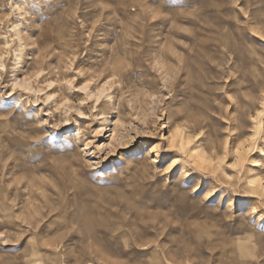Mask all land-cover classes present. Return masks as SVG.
<instances>
[{
	"label": "rangeland",
	"instance_id": "rangeland-1",
	"mask_svg": "<svg viewBox=\"0 0 264 264\" xmlns=\"http://www.w3.org/2000/svg\"><path fill=\"white\" fill-rule=\"evenodd\" d=\"M262 36L264 0H0V264H264Z\"/></svg>",
	"mask_w": 264,
	"mask_h": 264
},
{
	"label": "snow or ice",
	"instance_id": "snow-or-ice-1",
	"mask_svg": "<svg viewBox=\"0 0 264 264\" xmlns=\"http://www.w3.org/2000/svg\"><path fill=\"white\" fill-rule=\"evenodd\" d=\"M261 39L264 40V36H262ZM25 80H27V78H25ZM19 87H22V85H20L19 83L13 85V89H15V88H19ZM105 87H107L106 84H105ZM87 88H88V85L85 84L83 87H80V88L78 89V91H80V92H85V91L87 90ZM98 91H99V94H98L97 97H96V102H97V103L100 102V96L103 95V88L99 89ZM49 99H51V96L49 97ZM65 103H67V101H65ZM80 115H83V113H80ZM257 115L264 116V113H258ZM165 124H166V120H162V121H161V129H162V130H161L160 138H161V139H164V140H167L169 150L175 151V150H177V149H176V140H177V137H178V135H179V133H180V130L177 129L175 132L172 133L171 136H169V135H168V132H167V130H166V128H164V125H165ZM145 135H147V136H151L152 134H151V133H145ZM201 135H203V133H201ZM195 139L199 140V136H197ZM251 139H252V140H255L256 137L253 136V137H251ZM134 143H135V142H134ZM201 143H202V142H201ZM245 143H246V142H245ZM190 145H193V139H192L191 137L188 139L187 144L181 142V144H180V148L178 149V151L183 152V151H185V149H186L188 146H190ZM153 147L158 148V147H160V146L157 144V145H154ZM195 147L198 148L199 145H195ZM241 147H243V144L241 145ZM249 151H251V149H249ZM239 154H240V149L238 148V149H237V155H239ZM206 163H212V162H211V161H206ZM218 163L223 164V163H224V159H220V160L218 161ZM174 166H175V158L172 157V158L169 159L168 163H167L166 166L164 167V171L167 172V171L171 170V168L174 167ZM227 166H228L229 168H236V167L239 166V161H237V162H235V163L229 162ZM259 182H260V181L252 180V181L250 182L249 186H250V187H255V186L257 185V183H259ZM194 191H197V189H194ZM213 195H214V193L209 192V193H207L206 198L211 197V196H213ZM17 250H18V249H17Z\"/></svg>",
	"mask_w": 264,
	"mask_h": 264
},
{
	"label": "bare ground",
	"instance_id": "bare-ground-1",
	"mask_svg": "<svg viewBox=\"0 0 264 264\" xmlns=\"http://www.w3.org/2000/svg\"><path fill=\"white\" fill-rule=\"evenodd\" d=\"M181 139H182V138H181ZM198 158H200V156H199V155H198ZM201 158H202V156H201ZM201 158H200V159H201ZM201 160H202V159H201ZM249 182H250V181H249Z\"/></svg>",
	"mask_w": 264,
	"mask_h": 264
}]
</instances>
